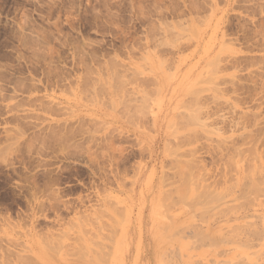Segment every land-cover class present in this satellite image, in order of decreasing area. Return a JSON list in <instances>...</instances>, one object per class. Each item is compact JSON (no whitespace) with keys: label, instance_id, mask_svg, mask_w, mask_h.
<instances>
[{"label":"rangeland","instance_id":"obj_1","mask_svg":"<svg viewBox=\"0 0 264 264\" xmlns=\"http://www.w3.org/2000/svg\"><path fill=\"white\" fill-rule=\"evenodd\" d=\"M0 264H264V0H0Z\"/></svg>","mask_w":264,"mask_h":264},{"label":"bare ground","instance_id":"obj_2","mask_svg":"<svg viewBox=\"0 0 264 264\" xmlns=\"http://www.w3.org/2000/svg\"><path fill=\"white\" fill-rule=\"evenodd\" d=\"M194 114H195V113H194ZM192 115H193V113H192ZM191 117H192V116H191ZM193 117H194V116H193ZM196 118H197V117H196ZM179 119H180V118H179ZM194 119H195V118H194ZM194 119H193V120H194ZM177 120H178V119H177ZM177 120H176V121H177ZM180 120H181V119H180ZM184 120H188V118H187V119L184 118ZM189 120H190V119H189ZM182 121H183V120H182ZM190 122H191V120H190ZM194 122H195V121H194ZM171 127H172V126H171ZM177 128H178V127H177ZM182 128H184V127H182ZM182 130H183V129H182ZM172 133H175V132H172ZM186 134H187V133H186ZM193 135H194V133H193ZM139 136H140V135H139ZM181 136H182V135H181ZM140 137H141V136H140ZM142 137H143V136H142ZM176 137H177V136H176ZM184 137H185V136H184ZM186 137H188V136H186ZM173 138H174V136H173ZM181 138H182V137H181ZM190 138H191V137H190ZM190 138H189V139H190ZM195 138H196V137H195ZM182 140H183V138H182ZM185 140H186V139H185ZM185 140H184V142L186 143L187 141H185ZM187 140H188V139H187ZM191 140H192V139H191ZM173 141H174V140H171V144L173 143ZM176 141H177V140H176ZM178 141H179V139H178ZM197 141H198V140H197ZM174 142H175V141H174ZM181 142H182V141H181ZM181 142H178V143H181ZM176 143H177V142H176ZM168 144H169V143H168ZM180 145H182V144H180ZM174 146H175V145H174ZM176 146H177V144H176ZM176 146H175V147H176ZM168 147H169V145H168ZM172 147H173V145H172ZM197 147H198V146H197ZM197 147H196V148H197ZM144 149L146 150L145 147H144ZM148 149H149V148H148ZM174 150H177V149L174 148ZM178 150H179V149H178ZM189 150H190V149H189ZM143 151H144V150H143ZM168 151H169V150H168ZM149 152H150V151H149ZM170 153H171V152H170ZM179 153H180V152H179ZM186 153H187V152H186ZM171 154H172V153H171ZM150 155H152V154H150ZM158 155H159V154H158ZM178 156H180V155H178ZM181 156H182V155H181ZM179 160H180V159H178V161H179ZM187 161H189V160H187ZM171 162H172V161H171ZM179 163H181V162H179ZM182 164H183V162H182ZM189 164H190V163H189ZM190 165H191V164H190ZM138 166H139V165H138ZM169 166H170V164H169ZM182 166H183V165H182ZM185 166H186V165H185ZM186 167H187V166H186ZM184 171H185V170H184ZM171 173H172V172H171ZM173 173H174V172H173ZM176 173H177V172H176ZM136 174H137V173H136ZM163 176H164V175H163ZM165 176H166V175H165ZM169 176L171 177V175H169ZM172 177H173V176H172ZM178 178H179V177H178ZM178 178H177V179H178ZM179 179H180V178H179ZM133 183H134V182H133ZM163 183H164V181H163ZM172 183H174V182H172ZM176 183H178V182H176ZM181 184L183 185L182 182H181ZM164 185H166V184L164 183ZM131 186H132V185H131ZM163 187H164V186H163ZM178 187H180V189H181V185L178 186ZM178 187H177V188H178ZM157 189H158V188H157ZM130 191H131V189H130ZM168 191H169V190H168ZM173 191H174V190H173ZM164 192H165V191H164ZM173 193H176V192H173ZM162 195H163V194H162ZM155 199H156V198H155ZM147 236H148V235H147Z\"/></svg>","mask_w":264,"mask_h":264}]
</instances>
